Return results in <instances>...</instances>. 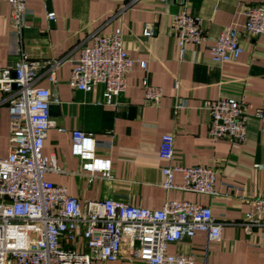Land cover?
<instances>
[{"label":"crops","instance_id":"obj_1","mask_svg":"<svg viewBox=\"0 0 264 264\" xmlns=\"http://www.w3.org/2000/svg\"><path fill=\"white\" fill-rule=\"evenodd\" d=\"M33 14L22 32L20 48L31 60L56 63L55 83L48 81L47 67L37 72L38 87L47 88L58 108L50 116L55 127L47 132L42 154L55 156L58 173L45 179L63 186L81 206L88 202L114 200L157 210L169 200L187 201L208 207L222 223L221 239L207 242L206 234L196 232L190 239L168 246V253L193 256L194 264H264V227L247 229L250 204L264 194V132L254 117L264 103V36L252 38L243 32L245 8L264 0H186V10L199 19L205 40L188 44L182 59L170 31L172 15L181 6L176 0H25ZM55 14L48 21V13ZM7 0H0V67L12 68L18 60L11 38ZM239 32L242 52L235 62L216 64L209 48L222 29ZM152 35L145 37L144 30ZM120 32L128 57L146 62L137 64L126 76V90L116 110L97 103L102 86L91 92L72 90L68 80L74 60L92 36ZM161 88L158 106L144 103V79ZM179 83L178 89L174 82ZM0 92V158L9 152V113ZM244 99L247 125L245 140L235 149L227 138L213 140L208 135L207 100ZM185 107L174 113L176 103ZM62 128L64 132H59ZM91 134L111 146L95 149L93 158L110 161V176H90L71 154V133ZM174 136L171 165L211 167L215 170V195H199L164 190L158 156L162 135ZM262 165V170L255 165ZM180 184L181 174L173 175ZM109 264H144L118 260Z\"/></svg>","mask_w":264,"mask_h":264},{"label":"built area","instance_id":"obj_2","mask_svg":"<svg viewBox=\"0 0 264 264\" xmlns=\"http://www.w3.org/2000/svg\"><path fill=\"white\" fill-rule=\"evenodd\" d=\"M166 2L167 0H157ZM172 15L170 31L182 59L186 45L205 40L199 19L186 10V0ZM11 38L16 43L18 60L12 68L0 67V92L9 113V152L0 158V264H109L120 259L144 264H194V257L168 253V246L190 239L196 232L206 234L207 242L221 239L222 223L215 220L208 207L187 201L169 200L160 209L151 210L114 200L88 202L83 206L63 186L45 179L58 173L55 156H44L42 149L47 132L55 127L49 115L50 91L36 85L38 70L47 67L48 81L55 83L56 63L31 60L20 48L19 38L33 14L25 0H7ZM243 32L252 38L264 36V4L245 8ZM48 21L55 14L46 15ZM149 37L151 30H144ZM239 32L233 27L221 30L209 48L211 60L219 65L235 62L242 52ZM142 70L146 62L130 59L123 46L122 34L92 36L90 45L79 49L68 86L91 92L102 86L97 103L116 110L118 99L126 90V76L135 65ZM144 103L158 106L162 90L145 78L141 83ZM178 89L179 83L174 82ZM185 107L178 102L174 113ZM244 99L207 100L202 109L208 113V135L213 140L229 139L237 149L245 140L247 114ZM264 132V103L254 112ZM59 132H64L62 128ZM111 142L96 140L91 134L71 133V154L81 161L83 171L110 176V161L94 159L98 147ZM174 136L162 135L158 156L165 162L160 169L164 190H179L199 195H215V170L211 167L171 165ZM262 170V165H255ZM180 173V184L173 182ZM247 229L264 227V194L250 204Z\"/></svg>","mask_w":264,"mask_h":264},{"label":"water","instance_id":"obj_3","mask_svg":"<svg viewBox=\"0 0 264 264\" xmlns=\"http://www.w3.org/2000/svg\"><path fill=\"white\" fill-rule=\"evenodd\" d=\"M58 112V108L55 105H50L49 107V115L54 116L55 113Z\"/></svg>","mask_w":264,"mask_h":264}]
</instances>
